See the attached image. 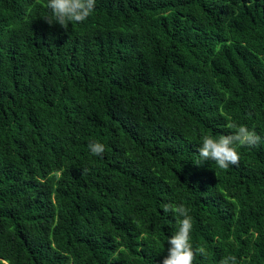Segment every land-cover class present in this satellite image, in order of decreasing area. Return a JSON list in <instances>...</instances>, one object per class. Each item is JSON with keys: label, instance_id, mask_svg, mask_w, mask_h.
<instances>
[{"label": "trees", "instance_id": "1", "mask_svg": "<svg viewBox=\"0 0 264 264\" xmlns=\"http://www.w3.org/2000/svg\"><path fill=\"white\" fill-rule=\"evenodd\" d=\"M45 4L0 0V264H159L166 203L195 264H264V0H97L68 30ZM229 122L260 144L194 163Z\"/></svg>", "mask_w": 264, "mask_h": 264}, {"label": "clouds", "instance_id": "2", "mask_svg": "<svg viewBox=\"0 0 264 264\" xmlns=\"http://www.w3.org/2000/svg\"><path fill=\"white\" fill-rule=\"evenodd\" d=\"M97 0H46L45 7L50 10V15L43 18L49 25L59 24L65 30L73 23L85 22L95 11ZM232 131L230 134L222 135L218 139L205 135L198 149L199 161L211 160L223 170L230 165H238L240 156L238 147H256L260 144L262 137L254 129L246 125H239L234 122L226 124ZM91 154L102 156L105 152V145L100 142H90ZM164 213H171L176 217L178 225L175 233L168 237L167 255L159 264H195L197 256H206L207 251L203 246H193L191 232L193 229L192 217L189 209L183 203H166L163 205ZM235 256L227 257L220 261V264H236Z\"/></svg>", "mask_w": 264, "mask_h": 264}]
</instances>
